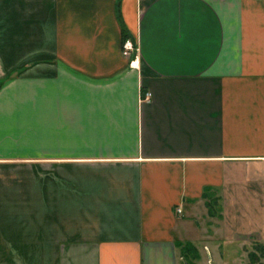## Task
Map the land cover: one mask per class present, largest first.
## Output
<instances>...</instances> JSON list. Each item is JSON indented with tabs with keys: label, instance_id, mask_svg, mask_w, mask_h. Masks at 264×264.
Returning <instances> with one entry per match:
<instances>
[{
	"label": "crops",
	"instance_id": "0c3cea01",
	"mask_svg": "<svg viewBox=\"0 0 264 264\" xmlns=\"http://www.w3.org/2000/svg\"><path fill=\"white\" fill-rule=\"evenodd\" d=\"M252 240L264 0H0V264H224Z\"/></svg>",
	"mask_w": 264,
	"mask_h": 264
},
{
	"label": "rangeland",
	"instance_id": "374dc122",
	"mask_svg": "<svg viewBox=\"0 0 264 264\" xmlns=\"http://www.w3.org/2000/svg\"><path fill=\"white\" fill-rule=\"evenodd\" d=\"M199 221L201 222L202 220H200V218H199ZM205 241L208 242V240H205ZM251 242H252V243H250L251 245H249V247L246 248V249H247V251L250 250L249 252H254V251H256L255 246H256V244H258V241L257 240H252ZM199 246L201 247L203 256L201 258V255H199V253H198L199 251L197 253H195V259H193V262L194 263H196V261H198V260L200 261V259H201L202 260L201 261V264H220V259H222L221 256H218V255L214 254L213 252L208 251V249L204 248L203 243L202 244H199ZM221 250H222V248H221ZM225 251H226V249L223 250V253ZM235 258H237V256H235ZM235 258H234V256H232V255L229 256V254H228L223 259V263L224 264H247L249 262V260H250V258L248 257V255L247 256L246 255L243 256V259L242 260L235 259ZM188 260H189V263L192 264L191 260L190 259H188ZM221 263H222V260H221ZM256 264H264V258L261 259L260 261H258Z\"/></svg>",
	"mask_w": 264,
	"mask_h": 264
},
{
	"label": "built area",
	"instance_id": "2783aa9c",
	"mask_svg": "<svg viewBox=\"0 0 264 264\" xmlns=\"http://www.w3.org/2000/svg\"><path fill=\"white\" fill-rule=\"evenodd\" d=\"M123 55L130 59V65L134 66L138 61L139 47L134 44L130 38H126L122 44ZM150 94L147 93L144 99H149Z\"/></svg>",
	"mask_w": 264,
	"mask_h": 264
},
{
	"label": "trees",
	"instance_id": "16d2710c",
	"mask_svg": "<svg viewBox=\"0 0 264 264\" xmlns=\"http://www.w3.org/2000/svg\"><path fill=\"white\" fill-rule=\"evenodd\" d=\"M255 248H256V251L250 252L249 254L250 264H256L258 261L264 258V243L258 242ZM184 249H186L185 251H188V252L192 251L193 253H195V248L189 245H186ZM187 258H188V255H186L185 259H186V262L189 263V261H187L188 260Z\"/></svg>",
	"mask_w": 264,
	"mask_h": 264
}]
</instances>
